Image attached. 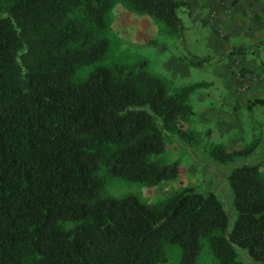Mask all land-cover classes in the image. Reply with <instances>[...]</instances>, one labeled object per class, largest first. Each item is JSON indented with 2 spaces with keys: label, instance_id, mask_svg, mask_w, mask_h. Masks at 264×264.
Wrapping results in <instances>:
<instances>
[{
  "label": "trees",
  "instance_id": "obj_1",
  "mask_svg": "<svg viewBox=\"0 0 264 264\" xmlns=\"http://www.w3.org/2000/svg\"><path fill=\"white\" fill-rule=\"evenodd\" d=\"M116 1L167 34L180 32L176 10L189 7L186 0H0V264H159L168 245L179 250L177 264H195L202 246L212 264H243L237 249L264 264V160L226 175L229 230L211 192L185 188L151 206L101 194L107 176L147 186L175 176L176 161L150 158L163 151L164 133L196 144L188 98L204 84L169 94L144 59L103 62ZM254 146L205 150L226 164Z\"/></svg>",
  "mask_w": 264,
  "mask_h": 264
},
{
  "label": "rangeland",
  "instance_id": "obj_2",
  "mask_svg": "<svg viewBox=\"0 0 264 264\" xmlns=\"http://www.w3.org/2000/svg\"><path fill=\"white\" fill-rule=\"evenodd\" d=\"M189 7L176 10L181 30L167 34L161 23L147 16L134 14L116 1L107 15L109 50L103 62L132 63L139 59L147 62L148 70L160 76L169 94L179 87L202 81L188 98L192 109L187 128L195 132L194 142L188 145L175 135L164 133L165 146L161 153L151 156L154 163L165 165L177 162L173 178L154 186L125 181L107 176L102 195H133L140 202L151 206L173 192L190 188L196 192L213 193L228 214L226 230L234 221L231 194L226 181L228 172L237 166L264 160V103L250 105L256 97L264 99V68L243 71L239 75V61L250 59L260 62L264 50L259 42L253 51L244 46L240 55L231 54L238 47L236 38L222 35L213 24L218 14L210 0H186ZM242 38L241 36H238ZM263 35L260 33L259 38ZM231 56H239L238 60ZM190 57L204 59L200 65H191ZM245 68V67H244ZM259 71V72H256ZM259 89V90H258ZM249 107V108H248ZM254 143L250 154L236 157L226 164H216L206 154L212 144L227 149L239 148ZM264 176V167L260 168ZM237 258L243 264H260L250 260L245 252L237 249ZM166 261L159 264H177L179 250L174 245L165 249ZM195 264H212L207 248L202 246Z\"/></svg>",
  "mask_w": 264,
  "mask_h": 264
},
{
  "label": "crops",
  "instance_id": "obj_3",
  "mask_svg": "<svg viewBox=\"0 0 264 264\" xmlns=\"http://www.w3.org/2000/svg\"><path fill=\"white\" fill-rule=\"evenodd\" d=\"M210 1L215 10L219 9V13L213 18V24L220 34L227 35V37L231 39L236 38L237 41L235 43L238 44V46L246 45L249 47L257 41L261 49L264 50V0ZM260 33L263 35L262 38H259ZM255 49L256 46L251 45L253 55ZM231 57L237 60L239 58V56ZM238 63L239 66H243L249 71H254L255 68H264V58L260 62H255L253 59H250L247 63L245 60L244 63H242L241 60ZM263 89L264 85L261 86V90ZM254 99L257 98L255 97Z\"/></svg>",
  "mask_w": 264,
  "mask_h": 264
}]
</instances>
